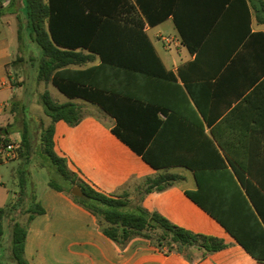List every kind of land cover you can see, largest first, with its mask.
<instances>
[{
    "label": "trees",
    "instance_id": "trees-1",
    "mask_svg": "<svg viewBox=\"0 0 264 264\" xmlns=\"http://www.w3.org/2000/svg\"><path fill=\"white\" fill-rule=\"evenodd\" d=\"M23 2L26 23L18 26L17 37L21 40V35L27 34L41 53L38 81L52 84L70 99L80 98L97 105L115 119L112 134L157 170L155 176L131 183L140 191V201L147 193L163 191L181 179L169 173L168 168L191 170L197 189L185 191L187 197L219 223L257 264H264V186L249 187L243 182V175L252 177L250 171L198 169V158L179 149L178 106L179 95L185 98L178 81L195 103L196 90H203L206 95L207 89L212 88L208 92L210 99L234 93L237 100L243 99V93L251 87L256 88L253 95L264 90V33H251L250 29V9L258 23L264 24V0ZM2 15L0 8V18ZM168 17L173 19L181 44L195 54V60L179 67L176 75L165 69L144 31L146 25L153 27ZM95 56L99 57L98 65L71 69L91 62ZM200 66L202 73L196 78L194 70ZM212 80L215 82L210 84ZM195 81L202 84L190 86ZM165 84L175 88L163 92L168 96L174 94L168 104V98L158 97L159 94L148 96V86ZM239 86L240 92L232 90ZM142 89L144 96H140ZM41 105L50 124L41 128L35 144L23 133L18 157L27 165L35 158L41 166L52 167L58 180L51 177L49 186L59 192L66 187H79L83 196H74V201L96 218L103 235L121 248L132 239L141 238L166 254L197 248L206 255L227 248L222 239L194 234L156 212H147L140 204H131L128 188L106 195L77 180L66 161L55 154L53 133L58 121L77 125L84 117L82 108L72 102L56 103L48 91L41 95ZM220 109L222 113L227 107ZM158 114L165 116V120L158 119ZM8 134L7 128H0V142L7 143ZM203 137L209 148L206 150H213L220 164H224L213 141ZM21 171L20 198L28 178L27 171ZM34 212L43 211L36 206ZM5 215L6 209L0 208V242ZM11 230L12 258L17 264H28L24 258L26 229L12 225Z\"/></svg>",
    "mask_w": 264,
    "mask_h": 264
},
{
    "label": "crops",
    "instance_id": "crops-1",
    "mask_svg": "<svg viewBox=\"0 0 264 264\" xmlns=\"http://www.w3.org/2000/svg\"><path fill=\"white\" fill-rule=\"evenodd\" d=\"M0 8L3 11L0 34L7 28L15 32L11 51L5 40L0 41V81L7 83L0 91V128L8 129L9 134L6 137L9 140L17 137L22 140L23 133L30 136L31 123L42 124L43 127L50 124L43 108H31L34 102L41 103V95L48 86L37 79L38 60L41 57L39 49L30 42L27 34H22L21 40L17 37L18 26L26 23L23 0H0ZM164 25L169 26L170 37L160 30L149 35L150 30ZM250 29L251 33H264V24L258 23L253 9H250ZM144 31L165 69L174 75L179 67L195 60V54L181 44L172 17L153 27L146 25ZM82 52L84 55L88 54L87 51ZM16 58L21 65L15 70L12 64ZM30 61L33 63L29 64ZM99 63V57L95 56L91 62L71 69L83 70ZM29 67L35 75L32 79L29 76ZM194 71L197 78L202 73L201 66ZM214 82L212 80L210 84ZM178 84L185 93V98L180 95L178 97L180 152L198 158V169L250 171L252 177L243 175V182L249 187L264 186V90L253 95L255 87H251L243 93L244 98L238 100L234 93L210 99L208 92L212 88L207 89L206 95L203 90H196L195 103L188 97L183 83L178 81ZM199 84L202 82L195 81L190 86L197 87ZM166 89L175 90L172 84H165L163 87L148 86L146 91L148 96L155 93V97L159 94L158 97L168 98V104L174 94H163ZM28 90L31 91V97ZM232 90L240 92L242 86ZM143 91L140 90V96L145 95ZM250 95L252 96L247 99ZM65 98L59 104L72 102L82 110L86 106L90 109L93 106L98 107L80 98ZM225 107L227 109L221 113L220 108ZM90 109L75 126H69L64 121L54 123L53 150L66 161L67 168L77 180L106 195L128 188L131 204H140L147 212H156L172 224L194 234L222 239L227 248L206 255L197 248H189L183 253L174 251L166 254L141 238H134L121 248L103 235L93 215L75 204L69 196L49 188V177L37 187L33 181H36V173L42 168L31 167V187L36 201L45 209V214L37 217L26 233L25 256L31 260V264H39L33 261L37 250L42 257L47 252V235L54 241V260L65 264H257L219 223L187 197L185 191L194 192L197 189L191 170L184 167L168 168L169 173L177 174L181 179L163 191L147 193L140 201V191L131 183H140L147 177H153L157 170L112 134L115 119L99 107V113ZM157 118L165 120L166 117L158 114ZM201 129L203 135L215 144L224 164H220L213 150H206L209 148ZM8 164L0 165L5 167V171H9L8 179L14 182L19 175L12 168L11 171L7 169ZM1 177L0 186H3ZM236 182L241 186L237 180Z\"/></svg>",
    "mask_w": 264,
    "mask_h": 264
},
{
    "label": "rangeland",
    "instance_id": "rangeland-1",
    "mask_svg": "<svg viewBox=\"0 0 264 264\" xmlns=\"http://www.w3.org/2000/svg\"><path fill=\"white\" fill-rule=\"evenodd\" d=\"M163 28V29H162ZM165 31L164 33L167 35V37L171 36L170 28L167 25H164L163 27L159 28V29H153L149 31V35H152L153 33H155L156 31ZM163 33V32H162ZM15 36V32L13 29L11 28H7V29H3L2 34H0V41L5 40L7 42V45L9 46V51H11L13 49V39ZM18 58V57H17ZM15 59V62H13L12 67L13 69H19V66L21 65V62L18 59ZM33 63L32 61L29 62V64ZM29 76L32 79V77H34V72L31 71V67H29ZM31 84V83H30ZM45 86L47 87V90L51 97L53 98V100L56 103H63L64 100H66L65 96L60 93L55 87L52 86V84L50 83H45ZM28 95L31 97V91L28 90ZM33 107V109L37 108V109H42V105L41 103L37 104L36 102L33 103V106L31 105V108ZM86 109L82 110V113L85 114L87 111H89V107H85ZM98 107L93 106L91 107V111L92 112H96L99 113L100 110L97 109ZM49 118V117H48ZM49 121L50 118H49ZM21 125V124H19ZM43 127L42 124H34L31 123V131H30V137H31V141L33 142V144H35L37 136H38V129H41ZM14 161V162H12ZM9 163L7 165V169H9L11 171H16V173L19 175L23 170L25 169L28 173V178H27V184H26V188L24 191V195L21 197L23 200L19 203L18 200L21 199L19 197V193H20V186H19V179L18 176L15 177L14 182H12V180L8 179V172L5 171V167L3 165H0V176H2L1 181L3 183V186H0V208H5L6 209V215L5 218L3 220V226H4V234L3 237L1 239L0 242V264H17L14 259L12 258V254H11V234H12V225H19L20 227H23L26 229V233L28 232V229L31 227L33 221L39 217L45 214V209L41 206V204L39 202L36 201V197L34 195V190L31 187V182L33 181V177L31 175L30 178V173L29 170L31 169V167L37 168L40 167L42 168L41 170H39L36 174L37 178L36 181H33V183H35V185L37 187H40L41 185H39L40 183H44L46 178L48 179L49 177V181L52 179L58 180L56 175H54L55 171L52 167L50 168H46L41 166L39 161H36L35 158H32V162L29 163L28 165L24 162V160H22L20 157H17L16 160H11V161H7L4 164ZM25 163V164H24ZM3 164V163H2ZM60 185L65 186V184H63L62 182L60 183ZM48 186H49V182H48ZM66 187V186H65ZM49 188H51L49 186ZM53 189V188H51ZM72 189H70V187H66L62 192H59L55 189H53L56 192L59 193H63L67 196H69V198H71V200L77 204L78 206H80L81 208H83L81 205H79L78 203H76L74 201V196L71 194ZM33 190V193H32ZM31 193L33 194V199L30 198ZM76 197V196H75ZM11 206V208L9 207ZM14 206V207H12ZM36 206H38L43 212L41 214L35 213L34 209H36ZM84 209V208H83ZM85 210V209H84ZM87 211V210H86ZM88 212V211H87ZM91 214V213H90ZM92 215V214H91ZM98 225V224H97ZM47 242H48V249L47 252L44 253V256H40L38 250L35 252L34 254V260L35 262L39 263V264H65L62 261H55V257H56V253H54V241L51 240V236L47 235L46 236ZM24 258L27 261L28 264H31V260H29L28 258H26L25 256V249H24ZM44 259V260H43Z\"/></svg>",
    "mask_w": 264,
    "mask_h": 264
},
{
    "label": "built area",
    "instance_id": "built-area-1",
    "mask_svg": "<svg viewBox=\"0 0 264 264\" xmlns=\"http://www.w3.org/2000/svg\"><path fill=\"white\" fill-rule=\"evenodd\" d=\"M7 85L6 82L0 81V91ZM21 147V138L9 140L7 143L0 145V164L7 161L16 160L18 157V150Z\"/></svg>",
    "mask_w": 264,
    "mask_h": 264
},
{
    "label": "water",
    "instance_id": "water-1",
    "mask_svg": "<svg viewBox=\"0 0 264 264\" xmlns=\"http://www.w3.org/2000/svg\"><path fill=\"white\" fill-rule=\"evenodd\" d=\"M71 194L73 196H76V197H82L83 196V193H82L81 189L79 187H77V186L72 189Z\"/></svg>",
    "mask_w": 264,
    "mask_h": 264
}]
</instances>
